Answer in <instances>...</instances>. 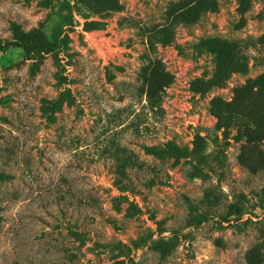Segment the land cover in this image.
<instances>
[{
    "label": "rangeland",
    "instance_id": "rangeland-1",
    "mask_svg": "<svg viewBox=\"0 0 264 264\" xmlns=\"http://www.w3.org/2000/svg\"><path fill=\"white\" fill-rule=\"evenodd\" d=\"M0 177V264H264V0H0Z\"/></svg>",
    "mask_w": 264,
    "mask_h": 264
},
{
    "label": "trees",
    "instance_id": "trees-1",
    "mask_svg": "<svg viewBox=\"0 0 264 264\" xmlns=\"http://www.w3.org/2000/svg\"><path fill=\"white\" fill-rule=\"evenodd\" d=\"M139 80L141 81V85H146L148 87L147 90L148 103L146 105L144 104L142 107L149 108V110L153 111L154 108H157L158 105L163 101L162 94L159 93L155 95L153 91L159 90L160 92H163L164 88L172 82L173 75L164 69V66L160 60L153 59L151 60L148 66H145L141 69L139 74ZM135 116H139V114H137L136 112ZM140 169L143 170L142 167ZM115 173L118 177L117 180L120 183H123L124 180H126V183L130 181V178L127 177V174H129L127 168H124L122 166H117ZM3 211H4V206L2 204V197L0 194V228H2L5 219ZM74 235L77 237L81 236L80 232L78 231H75ZM119 248L120 249L123 248L127 250V247L124 244L120 245ZM124 262L125 260L123 259H117L114 260L112 264H123Z\"/></svg>",
    "mask_w": 264,
    "mask_h": 264
}]
</instances>
